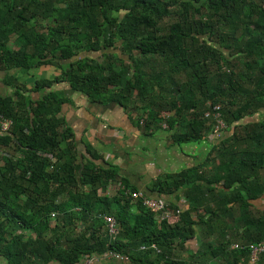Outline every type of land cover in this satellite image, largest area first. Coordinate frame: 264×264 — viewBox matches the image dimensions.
<instances>
[{"label": "trees", "instance_id": "obj_1", "mask_svg": "<svg viewBox=\"0 0 264 264\" xmlns=\"http://www.w3.org/2000/svg\"><path fill=\"white\" fill-rule=\"evenodd\" d=\"M11 35L17 50L6 47ZM42 65L60 73L35 89L66 82L89 101L116 103L144 133L165 124L175 143L205 141L218 106L228 135L212 145L216 175L203 161L153 182L158 195L184 186L189 203L176 221L159 220L125 188L119 199L98 195L110 182L137 190L90 148V159H77L71 130L56 117L67 100L60 92L35 102L0 97L11 121L0 144L12 148L0 153L5 264H77L107 251L126 260L102 264H250L245 245L264 241V211L254 206L264 197V119L247 121L264 110V0H0V67ZM205 193L214 210L199 214ZM104 216L118 225L114 240Z\"/></svg>", "mask_w": 264, "mask_h": 264}, {"label": "crops", "instance_id": "obj_2", "mask_svg": "<svg viewBox=\"0 0 264 264\" xmlns=\"http://www.w3.org/2000/svg\"><path fill=\"white\" fill-rule=\"evenodd\" d=\"M6 47L11 50H17L20 47L16 35L9 37ZM81 54L90 56L89 53ZM59 73L58 69L49 65H42L29 72H24L17 67L10 69L0 67V97H9L14 102L26 99L35 102L46 93L60 92L67 100L60 106V111L56 117L63 122L60 129L67 127L71 130L77 159L80 162L83 161L82 164L85 163V160L90 159L91 157L87 153V148H90L102 158L97 163L114 166L117 169V174L134 189L145 196L164 203L168 208L173 205L177 206V213L175 215L173 213L174 216H171L176 221L178 216L189 207L183 193L184 186L171 194L160 195L155 189L150 191L149 188L157 178L173 176L203 161L209 162L206 169L212 175H216L217 171L214 166H216L217 161L213 163L210 157L213 158L214 154H210V152L212 145H216L222 139V136L219 140L216 139L220 133L215 137L209 133L205 141L178 144L172 140V131L160 128L152 129L148 134L144 133L143 123L140 121L139 125L134 117H129L123 108L116 103L89 101L85 95L72 90L66 82L53 84L50 88L35 89L36 81L50 79L58 76ZM227 135L228 132H224L223 138ZM11 149V145L7 147L0 144V153L4 155H7ZM16 154L18 156L20 153ZM2 164L3 162L0 161V166ZM213 186V194L221 197V182ZM123 188L129 192V188L124 187L120 181L114 184L110 182L104 190L98 187L97 192L100 196L119 199L117 191H123ZM204 197L206 200L203 206L197 208L199 214H203L206 207L214 210V205L209 200L208 194L205 193ZM20 198L24 200L22 196ZM60 201L61 197H55V203ZM117 206V204H113L114 209ZM254 206L259 211H264V197L254 201ZM192 216L195 218L194 214ZM76 228L80 232L85 230L86 226L79 223ZM191 243L194 246L189 248ZM186 247L195 251L198 247L197 238L190 239L186 243ZM104 254L101 257L92 255L93 264H102L109 260L124 261L107 258ZM83 259L82 257L77 264H82Z\"/></svg>", "mask_w": 264, "mask_h": 264}, {"label": "built area", "instance_id": "obj_3", "mask_svg": "<svg viewBox=\"0 0 264 264\" xmlns=\"http://www.w3.org/2000/svg\"><path fill=\"white\" fill-rule=\"evenodd\" d=\"M213 110L215 111V114H214L215 122L212 126L211 136L215 137L220 133L222 129H224V124L218 113V110H219L218 106L213 107ZM205 116H208V114L206 113ZM10 125H11V121L5 118L2 114H0V137L8 131ZM162 128L166 129V125L163 124ZM125 192L130 193V196L133 199H140L142 206H144L146 209L152 212L159 220L168 219L171 217V211L167 210L164 203L158 200L152 199L148 196H145L139 191L131 193L125 190ZM51 217L54 218V213L51 214ZM103 219L106 224V232H107L108 237L110 238V240H114L119 231L117 223L111 216H104ZM245 246L249 250V263L250 264H259V263L264 264V241H262L261 243L257 245L248 244ZM245 246L234 244L231 246V248L244 249L246 248ZM150 248L155 251H158L156 250L154 244L150 245ZM140 249L145 250L147 248L145 246H141ZM104 255L107 258H111V259L118 260V261L126 260V258H124L120 254H117L113 251H107ZM82 264H93V258L91 256L90 257L85 256Z\"/></svg>", "mask_w": 264, "mask_h": 264}, {"label": "rangeland", "instance_id": "obj_4", "mask_svg": "<svg viewBox=\"0 0 264 264\" xmlns=\"http://www.w3.org/2000/svg\"><path fill=\"white\" fill-rule=\"evenodd\" d=\"M93 57L94 58H96V59H99V53H95V54H93ZM262 119H264V110L262 111V112H260V114H258V115H255V116H253V117H251V118H249L247 121H257V120H262ZM224 132L225 131H223V132H221L219 135V137L218 138H216L217 140H219L220 139V137L222 136V139H224L223 138V135H224ZM215 139V138H214ZM221 139V140H222ZM189 242V241H188ZM187 242V243H188ZM191 246L193 247L194 246V244L193 243H191V244H189V248H191ZM187 247H188V245H187ZM0 264H5V261L3 260H1L0 261Z\"/></svg>", "mask_w": 264, "mask_h": 264}]
</instances>
